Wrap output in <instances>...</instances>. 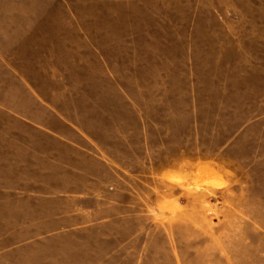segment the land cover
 Segmentation results:
<instances>
[{
    "label": "rangeland",
    "instance_id": "374dc122",
    "mask_svg": "<svg viewBox=\"0 0 264 264\" xmlns=\"http://www.w3.org/2000/svg\"><path fill=\"white\" fill-rule=\"evenodd\" d=\"M0 264H264V0H0Z\"/></svg>",
    "mask_w": 264,
    "mask_h": 264
}]
</instances>
